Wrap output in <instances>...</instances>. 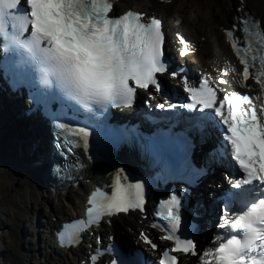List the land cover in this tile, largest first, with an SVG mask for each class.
Listing matches in <instances>:
<instances>
[{"label":"snow or ice","instance_id":"6c2138e0","mask_svg":"<svg viewBox=\"0 0 264 264\" xmlns=\"http://www.w3.org/2000/svg\"><path fill=\"white\" fill-rule=\"evenodd\" d=\"M23 3L24 0H0V19L5 6L19 9ZM112 9L109 0H26L25 15L19 24H14L16 33L6 32L0 23V39L7 37L13 46H23L33 54V63L43 73L38 83L44 89L54 91L49 103L59 100L68 107L78 109L82 106L103 112L110 106H132L138 89L154 87L163 94L158 74L168 73L169 66L164 58L165 36L161 21L153 17L144 22L143 15L133 11L110 18ZM242 23L244 46L234 38L237 25L226 31L228 42L243 67L239 84L246 87L250 69L258 61L255 80L264 92V34L250 30V23L259 28L254 21L245 19ZM251 37L256 38L259 48H254ZM179 43L182 46L180 55L185 56L188 44L184 39ZM182 71L171 75L177 77ZM50 76H55L65 90L50 87ZM67 89L76 93L78 103L71 102ZM183 91L189 101L184 107L189 110L199 108L202 112L209 110L208 116L214 120L219 118L216 125H222V139L210 151L209 157L219 166L226 160L234 162L239 176L229 177L232 180L230 187L235 191L227 196L225 208L229 213L236 208L238 214L230 220L226 215L222 216L218 227H230L231 232L242 233L243 239L232 234L203 250L194 239L181 238L177 233L181 229L182 200L187 196L186 190L171 194L160 205V217L167 222L168 228L163 239L172 241L174 246L169 250L158 249L146 234L141 236L145 243L162 252L159 264H180L175 254L197 256L200 264H264V103L257 110L249 95L236 92L218 99L217 91L206 79L192 83L184 79ZM157 107L174 109L178 105L167 103ZM79 132L88 136L84 128ZM183 163L187 165L188 162ZM188 166L197 175L207 174V167ZM88 203L91 205L87 210L90 223L99 222L105 215L111 217L130 210L143 212L144 185L122 184L117 175L111 195L93 193ZM65 235L71 241L75 231L69 230ZM253 253H259L261 258L257 259L251 255ZM111 264H138V261L131 257L114 260Z\"/></svg>","mask_w":264,"mask_h":264},{"label":"bare ground","instance_id":"6f19581e","mask_svg":"<svg viewBox=\"0 0 264 264\" xmlns=\"http://www.w3.org/2000/svg\"><path fill=\"white\" fill-rule=\"evenodd\" d=\"M152 1L118 0L115 6L123 7L122 10L133 8L132 10L147 14L153 11L157 17L162 19L168 55L173 58V64L186 66L194 77L210 72L212 67L225 68L227 66V64L219 63L217 65L220 66H217L209 57L207 59L210 62H207L205 57L208 53L203 48L216 49L221 53L218 56L228 58L230 51L223 43L219 26L230 28L233 16L240 17L245 11L254 18H260L261 14L259 13L264 2V0H200L196 5H192L189 0H171L175 3L174 7L170 8L167 13H162L159 11L160 7L168 6L159 5L154 0ZM130 5L134 6L131 7ZM185 11H187L188 17L183 15ZM202 12L203 16H201ZM202 17L204 19L200 21ZM191 20L198 21V23L191 22ZM175 33L186 35L187 40L197 47L196 52L182 60L176 57V52L173 56L172 40ZM200 38L203 40L201 41ZM160 79L166 84L169 80L165 75H162ZM142 99L147 101L145 107L143 100H138L134 108L126 111V114L137 115L140 112H147V109L153 110L159 104V101L153 99L149 94L143 95ZM6 115L3 111L0 113V228L5 230L0 239V264H65L67 261L72 262L73 255H77L80 250L73 252L71 250L66 252L55 251L51 245L47 228L52 224L51 217H55L58 223L62 220L72 219L77 215L81 207L83 186L79 184L77 188H73L70 185L66 188L67 185L65 184L55 200L52 196L38 191L34 184L37 181L33 175L35 167L30 166L32 160L26 158V161L23 162V159H20L15 152L13 144L7 140L10 133L15 131L18 123L8 128ZM9 117L11 120H16L12 114ZM68 159L72 162L76 160L73 154ZM43 160L46 161L47 157H43ZM54 167L56 164L52 165L50 172L57 171V168ZM88 173L89 176H85V178L90 180L84 184L86 190L91 184L100 180L95 169H92L91 173L88 170ZM103 179L105 176L101 180ZM41 182L42 179L39 183ZM40 187L43 188V186ZM194 197L195 194H193ZM39 200L46 205L43 206V212H41L42 206L40 207ZM25 223L29 225L28 229ZM148 224L149 222L145 219L140 220L136 215H133L132 218L129 215H119L114 219L111 230L125 239H131L132 234L138 231L148 232L150 236H156V232L150 230ZM214 225H216L215 222L211 224L209 232H202L201 238L205 240L202 247H207L213 236L219 233L218 230L213 229ZM122 226L124 227L121 229ZM125 227L128 228V232L124 230ZM25 235L27 238H24ZM134 245L140 246L137 241H134ZM49 249L50 252L47 251ZM179 259L180 264H191L192 262L188 256H180Z\"/></svg>","mask_w":264,"mask_h":264},{"label":"rangeland","instance_id":"374dc122","mask_svg":"<svg viewBox=\"0 0 264 264\" xmlns=\"http://www.w3.org/2000/svg\"><path fill=\"white\" fill-rule=\"evenodd\" d=\"M190 2H191V4L192 5H196L197 3H198V1H200V0H189ZM150 2H153V1H150ZM172 3V4H171ZM169 5H165V6H168V7H160L161 9H159V11L160 12H162V13H167L169 10H170V8H173L174 7V5H175V3H173V2H171ZM122 5V4H121ZM131 7H133L132 5H130ZM121 8H123V7H118V10L117 11H119V10H121ZM250 8V7H249ZM262 10V11H261ZM261 10H260V13L259 14H261V16H260V18H261V28H262V30H263V32H264V2H263V4H262V8H261ZM185 17H188V13H187V11H185V13L183 14ZM201 16H203V12L201 13ZM259 18V19H260ZM190 19H192V18H190ZM195 19H197V18H195ZM204 19V17H202V18H200V21L201 20H203ZM162 20V19H161ZM163 21V20H162ZM191 22H194V23H198V21H193V20H191ZM164 24V23H163ZM214 27H216V26H214ZM204 29V28H203ZM217 29V28H216ZM184 35V34H183ZM185 37H186V35H184ZM168 37H169V35H168ZM165 39H166V36H165ZM207 53H208V55H211V54H216V55H214V56H212V58L213 59H215V60H217V61H219V62H225V58L224 57H221V56H218V54H221L220 52H218L216 49H213V48H208V47H205V48H203ZM165 54L166 55H168V50H167V48H166V42H165ZM172 55L174 56L175 55V52L173 51V49H172ZM8 191H9V189H7ZM39 199V198H38ZM40 201V207L42 206V211L41 212H43V206L45 207L46 205H44L45 203H43L41 200H39ZM54 203H55V201H54ZM44 212H45V210H44ZM41 214V213H40ZM41 216V215H40ZM44 220H47V219H44ZM52 221V220H51ZM25 225H26V227H27V229H28V224L27 223H25ZM5 230L4 229H1L0 228V239L2 238V234H3V232H4ZM119 232H121V231H119ZM24 238H27V235H25L24 236Z\"/></svg>","mask_w":264,"mask_h":264}]
</instances>
